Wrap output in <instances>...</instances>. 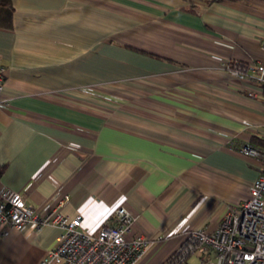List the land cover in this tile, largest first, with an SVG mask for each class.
<instances>
[{
	"label": "crops",
	"instance_id": "0c3cea01",
	"mask_svg": "<svg viewBox=\"0 0 264 264\" xmlns=\"http://www.w3.org/2000/svg\"><path fill=\"white\" fill-rule=\"evenodd\" d=\"M12 3L0 14V187L42 213L81 214L90 234L126 207L132 232L156 240L141 264L216 229L261 172L238 149L264 131V87L228 66L264 59V0ZM8 231L0 264H39L61 229ZM215 262L207 249L180 264Z\"/></svg>",
	"mask_w": 264,
	"mask_h": 264
},
{
	"label": "built area",
	"instance_id": "2783aa9c",
	"mask_svg": "<svg viewBox=\"0 0 264 264\" xmlns=\"http://www.w3.org/2000/svg\"><path fill=\"white\" fill-rule=\"evenodd\" d=\"M228 67L233 78L254 79L264 87V59L237 62ZM3 74L4 69L0 68V94L4 87ZM260 136L264 139V131ZM238 151L256 158L260 166L261 172L249 193L239 204L229 207L216 229L190 230L186 241L165 264L183 263L191 254L207 249L215 253V264H264V149L246 142ZM113 220L96 234L83 232L81 214L71 216L57 209L42 213L25 199L23 192L5 185L0 187L2 235L8 234L9 228L22 230L27 225L39 230L54 224L61 229L57 244L39 264H141L156 240L132 232L133 215L124 206L116 210Z\"/></svg>",
	"mask_w": 264,
	"mask_h": 264
},
{
	"label": "trees",
	"instance_id": "16d2710c",
	"mask_svg": "<svg viewBox=\"0 0 264 264\" xmlns=\"http://www.w3.org/2000/svg\"><path fill=\"white\" fill-rule=\"evenodd\" d=\"M184 9L188 10V11H194V5L192 6H187L186 7H183ZM3 11H14V6H13V3H12V0H0V14L1 12ZM259 141L257 144H253L254 146H259L261 147V149H264V139L259 136L258 137Z\"/></svg>",
	"mask_w": 264,
	"mask_h": 264
}]
</instances>
